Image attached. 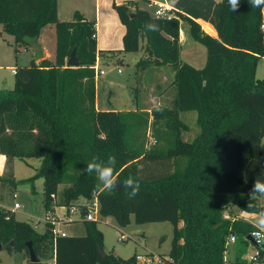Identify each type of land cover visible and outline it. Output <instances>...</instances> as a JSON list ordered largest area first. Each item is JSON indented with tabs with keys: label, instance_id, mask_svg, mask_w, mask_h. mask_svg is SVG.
Masks as SVG:
<instances>
[{
	"label": "trees",
	"instance_id": "trees-1",
	"mask_svg": "<svg viewBox=\"0 0 264 264\" xmlns=\"http://www.w3.org/2000/svg\"><path fill=\"white\" fill-rule=\"evenodd\" d=\"M113 8L125 26L120 52L142 48L146 58L138 65L173 67L172 106L151 112L97 110L95 22L79 11L73 20L61 21L58 0H0V25L17 45L29 48L43 27L56 26L55 59L18 67L15 87L0 90V153L41 159L36 174L24 182L44 179L47 214H54L57 205L69 208L89 201L96 193L101 216H113L121 226L129 225L132 215L137 224L172 223L166 264H228L229 238L235 235L245 250L255 229L249 221L227 218L225 211L233 205L248 213L264 210L260 197L251 201L255 208L248 207L255 180L264 181V79L257 77L264 57L259 27L264 16L247 0L237 12L230 11L227 0H176V17L171 19L157 18L139 6L133 11L126 3ZM199 19L212 24L215 30L203 22L217 36L206 33ZM181 22L189 37L207 50L201 69L181 61ZM148 23L158 24L159 31H148ZM75 47L79 67L67 65ZM181 112L197 114L200 133L192 141L182 138L189 126ZM150 136L155 142H149ZM109 155L116 157L120 180L133 176L139 181L135 198L123 187L98 188L95 174L86 172L93 157ZM84 224V235L55 236L51 223L41 233L17 220L13 211H0V250L24 253L29 260L32 242L41 261L30 264H137L135 254L104 257L98 221ZM258 248L259 264H264V245Z\"/></svg>",
	"mask_w": 264,
	"mask_h": 264
},
{
	"label": "rangeland",
	"instance_id": "rangeland-1",
	"mask_svg": "<svg viewBox=\"0 0 264 264\" xmlns=\"http://www.w3.org/2000/svg\"><path fill=\"white\" fill-rule=\"evenodd\" d=\"M159 1H166V3L174 5L176 0ZM94 2L95 0L88 1L89 6L87 9L89 13L93 12ZM147 3H149V0H142L139 4L150 10L156 9L154 3L150 6ZM132 10L134 11V9ZM77 11L83 14L82 11ZM114 15L117 16L116 13ZM101 22L102 25L98 28L97 36L100 45L114 47L115 45H121V31L119 33L115 27H112L107 19H102ZM200 24L202 25V23ZM203 29L208 33L204 27ZM144 44L145 40H141V46ZM45 45L52 51L54 56V51L56 50L55 37L52 35L48 37ZM202 47L206 51L203 45ZM26 50L29 49L23 45H17L14 36L3 32L0 25V65H2L0 66V90H10L15 87L16 76L8 65H18L20 67L31 64V50L30 52ZM111 54L115 53L112 52ZM116 56L119 59H112L102 65L101 69L105 71V74L98 77V98L102 109L152 107L155 105L153 97L156 98V96L162 100V105L154 108L172 106L175 88L170 85L172 79H174L173 67L171 65L156 66L157 68H154V65L150 67L138 65L137 63L142 58H146L142 49L138 52L124 53V55L117 54ZM257 77L264 79V57L259 61ZM163 94L164 97L161 96ZM192 113L196 116V112ZM194 120L195 117L193 115L189 117L188 121L191 129L184 134L185 138L189 140L193 139L195 133L196 135L200 133L197 120ZM150 132L153 134V126H151ZM262 150L264 151V140ZM9 159L7 165L8 176H1L2 178L0 179V202L6 210H14L17 220L28 222L37 231L44 233L48 215L44 204V179L36 178L34 179V184L24 182V180L36 174L37 169L41 165V159ZM59 199L60 197L57 196L58 202ZM263 200L264 197L259 198V204L262 207H264ZM15 203H19L20 207L15 209ZM77 205L79 204L73 206L77 207ZM67 209V207L60 205H57L55 208L57 220L61 222L59 227L68 235H84L86 233L84 221H78V212L77 214L67 213ZM256 215V213L244 212L236 205L225 211V216L232 220H246L245 217H247L246 221L250 222ZM131 218V223L127 226L119 225L113 216L101 217L99 219L98 228L103 233L105 252L113 253L124 259L130 258L136 253L152 254L167 259L172 247L174 231L172 223L165 221L137 224L133 215ZM122 235L126 236L125 241H119ZM258 247L253 242H250L249 246L244 250L239 243H231L226 251L225 260L228 264H259L249 259L250 256L254 255ZM0 264L30 263L24 253L9 251L6 247H3L0 250ZM46 264H54V262L53 260H49Z\"/></svg>",
	"mask_w": 264,
	"mask_h": 264
},
{
	"label": "crops",
	"instance_id": "crops-1",
	"mask_svg": "<svg viewBox=\"0 0 264 264\" xmlns=\"http://www.w3.org/2000/svg\"><path fill=\"white\" fill-rule=\"evenodd\" d=\"M88 1L89 0H58V16H59V19L61 21H71V20H73L75 12L77 10H80L83 12L84 17H86L87 20L95 22V26H96V30H97V36H98V28H100L102 25V22H101L102 19H107L108 23H110V25L112 27H115L119 33L121 31L122 41H121V45H119V46H116V45H115V47L114 46H105V45L102 46V45H100L99 39L97 37V47L99 50V56H98L99 57V67L101 69L102 65H104L108 61H110L112 59H119V57L116 56L117 54L118 55L119 54L124 55V53L120 52V50L123 48V36L125 34V26L121 23L116 10L113 8V4L114 3H116V4L126 3L129 5V7L131 9H134V10L137 6L144 8V9H148V10H150V9L147 7H144V6H140L139 3L142 0H95L94 8L92 9L93 12L89 13V10L87 9L89 6ZM216 1L219 2L218 0H216ZM154 2H161L163 4H167L169 6L174 7V5H171L170 3H166V1L162 2L159 0H149V3H147V4L150 6ZM156 10H157V6H156V9L150 10V11L153 14H155ZM113 13L114 14L116 13L117 16H115ZM198 21L200 23H202V26L205 28V30L208 33H210L212 36H217L216 31L213 32L211 29L206 27L205 24H203V22L210 24L209 22H206L202 19H199ZM210 25L212 26V24H210ZM187 29L188 28H187L186 24L184 22H181L180 31L183 32V38L181 39V42L179 40V43L181 45V55H180L181 61L189 63L190 65L194 66L197 69H201L205 66L206 61H207V50L205 51L201 44L192 40L189 37ZM214 30H215V28H214ZM51 35L53 37H55V40H56V26H55V24H48L45 27H43L37 41L34 43L33 46L28 48L29 50H26L27 52H30V50H31L32 60H35V62L38 64L45 59H50V60L55 59L56 50L54 51L55 53L53 56L52 51L50 49H48L45 45L46 40ZM143 46L144 45H142V47ZM142 51L144 52L143 49H142ZM112 52H114L115 54H111ZM8 60L10 61V59H8ZM32 60H31V62H32ZM0 66H2V65H0ZM25 66H28V65H25ZM8 67L11 68V70H14V69L16 70L18 68V65H8ZM153 67L157 68L156 66H153ZM173 75H175L174 69H173ZM98 77L99 76H97V78H96V108H97V110L100 111V110H105V109L101 108L99 98H98L99 97L98 96ZM172 81H173V79H172ZM173 90H174V88H173ZM174 94H175V90H174ZM161 96L164 97V94ZM173 97H174V95H173ZM153 98H154L153 101L155 102V105H153L152 107L132 108V109L131 108L130 109L112 108V109H113V111H125V112H127V111H149V112H151L152 109H154V107L162 105V100H160V98H158V96H156V98L155 97H153ZM192 115L195 117L194 121H196L197 114L195 116L194 113H192V112H181L180 113L181 120L189 126V129H191V125L189 124L188 119ZM187 131H184L182 133V138L184 141H192L197 135L195 133L193 139L189 140V139L185 138V136H184L185 132H187ZM154 140L155 139H153V137L150 136L149 142L153 143ZM263 140H264V137L262 139L261 147L263 145ZM9 160L10 159L7 156L0 153V176H3V177L8 176L7 175L8 174L7 173V165L9 163ZM0 206L3 207L1 202H0ZM10 210L14 212V210H12V209H10ZM55 213H56V211H55ZM78 221H82V220H78ZM181 225H182V223H181ZM53 262L55 264L54 260H53Z\"/></svg>",
	"mask_w": 264,
	"mask_h": 264
},
{
	"label": "clouds",
	"instance_id": "clouds-1",
	"mask_svg": "<svg viewBox=\"0 0 264 264\" xmlns=\"http://www.w3.org/2000/svg\"><path fill=\"white\" fill-rule=\"evenodd\" d=\"M242 0H227L230 11L237 12L240 8ZM251 9H259L262 16H264V0H247ZM260 30L264 32V22L260 24ZM148 31H159V25L155 23H148L145 25ZM160 110V109H158ZM117 160L115 155H109L107 159L93 157L91 161L86 164L85 170L87 173H94L98 181L97 187L104 190L111 191L120 187L128 189L127 196L132 199L135 198L140 192V183L133 176L127 177L125 180H120L116 173ZM264 197V181L257 178L250 190V202L248 207L255 208L256 206L251 201ZM247 220V217H245ZM253 224L255 231L251 232V236L261 245H264V210H261L250 221Z\"/></svg>",
	"mask_w": 264,
	"mask_h": 264
},
{
	"label": "built area",
	"instance_id": "built-area-1",
	"mask_svg": "<svg viewBox=\"0 0 264 264\" xmlns=\"http://www.w3.org/2000/svg\"><path fill=\"white\" fill-rule=\"evenodd\" d=\"M154 5L157 6V10L154 14L157 18L171 19V18L176 17L174 7L169 6L167 4H163L161 2H154ZM263 22H264V17H263ZM182 38H183V32L180 31V34H179L180 42H181ZM95 71H96V78H97V76L105 74V71L100 69V67H99V57L97 58V62L95 65ZM12 73L16 74V70L15 69L12 70ZM153 142H155V140ZM52 199L54 201H57V195L52 194ZM263 203H264V200H263ZM78 204L79 205H77V207H75V206H71L69 208L67 207L68 208L66 210L67 213L69 212L72 214H77V212H78V218H79V220H82V221H84V220L99 221V219L102 217L100 214V203H99V200H98L96 193L94 194L93 199H91L89 201L84 200ZM83 206L86 207V215H84V216L82 214V207ZM19 207H20L19 203H15L14 208L17 209ZM0 211H6V209L4 207L0 206ZM66 211H65V213H66ZM72 220H74V219H72ZM74 221H76V220H74ZM47 223H51L53 225V233L55 236H66L67 235V233L62 228L59 227L61 222L59 220H57L56 213H54V214L52 212L48 213ZM253 231H255V230H253ZM125 240H126L125 235L120 236L119 241H125ZM236 240H237L236 236L232 235L229 238L228 244L235 243ZM255 243L257 246H262L256 240H255ZM135 258H136L137 264H160V263L166 264L165 259L161 258L160 256L152 255V254L136 253ZM249 259L252 262L260 263L261 258H260L259 248L256 250L254 255L250 256Z\"/></svg>",
	"mask_w": 264,
	"mask_h": 264
},
{
	"label": "water",
	"instance_id": "water-1",
	"mask_svg": "<svg viewBox=\"0 0 264 264\" xmlns=\"http://www.w3.org/2000/svg\"><path fill=\"white\" fill-rule=\"evenodd\" d=\"M134 15L135 14L133 13L132 16H134ZM67 65L71 66V67H79L81 65V61L77 58V55H76V47L72 50L71 55H70V57L67 60ZM117 189H120V185L119 184H118V188ZM248 240H250L251 242H254V239H253V237L251 235L248 236ZM9 245H11V246L14 245V242L11 241ZM28 246H29V253H30V256H29L30 262H32V263L40 262L41 259L35 253L33 245H32V242H29ZM1 247H2V245H0V248ZM100 251H101V253H102V255L104 257L107 256V252H105L103 247H100Z\"/></svg>",
	"mask_w": 264,
	"mask_h": 264
},
{
	"label": "bare ground",
	"instance_id": "bare-ground-1",
	"mask_svg": "<svg viewBox=\"0 0 264 264\" xmlns=\"http://www.w3.org/2000/svg\"><path fill=\"white\" fill-rule=\"evenodd\" d=\"M249 241H250V240H249ZM250 242H251V241H250ZM253 243H254V244H256V243H255V240H254V242H253Z\"/></svg>",
	"mask_w": 264,
	"mask_h": 264
}]
</instances>
